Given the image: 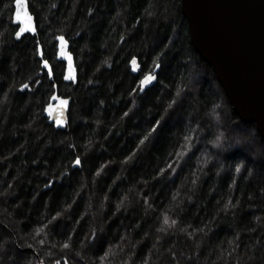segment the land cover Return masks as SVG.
Returning a JSON list of instances; mask_svg holds the SVG:
<instances>
[{"label":"trees","instance_id":"trees-1","mask_svg":"<svg viewBox=\"0 0 264 264\" xmlns=\"http://www.w3.org/2000/svg\"><path fill=\"white\" fill-rule=\"evenodd\" d=\"M20 7L36 31L18 38ZM54 92L64 128L45 111ZM57 260L264 264V139L193 48L181 0H0V264Z\"/></svg>","mask_w":264,"mask_h":264},{"label":"water","instance_id":"water-1","mask_svg":"<svg viewBox=\"0 0 264 264\" xmlns=\"http://www.w3.org/2000/svg\"><path fill=\"white\" fill-rule=\"evenodd\" d=\"M181 11L193 48L211 66L234 112L264 139V0H181ZM136 61L130 63L134 75L141 70ZM52 102L51 121L57 125L62 118L59 127H66L69 105L62 110L59 100Z\"/></svg>","mask_w":264,"mask_h":264},{"label":"snow or ice","instance_id":"snow-or-ice-1","mask_svg":"<svg viewBox=\"0 0 264 264\" xmlns=\"http://www.w3.org/2000/svg\"><path fill=\"white\" fill-rule=\"evenodd\" d=\"M15 3L17 5L20 4V0H15ZM18 16V14H17ZM27 21L29 23V25H32L33 23V17L31 16H28L27 17ZM29 31H32V32H35L36 31V27L35 26H32L30 27L29 29H27ZM24 31V29H21L19 31H16L15 32V35L19 38L20 35H21V32ZM57 40L60 42V44L58 45V49H57V52H56V56H57V59L60 60V61H65L66 60V67L64 69V72L62 73L63 75V80L65 81H70V82H76L77 81V77L75 75H73V72H74V64H73V57L71 55H68L67 57H65V53L60 50L62 49L63 47V44L67 43V41L65 40V37L63 35H60L57 37ZM35 52L36 54L40 57V60L38 61V64L41 68L42 71H46V75L48 76L49 80L50 81H54V71H53V65L52 63L48 60V59H45V52L43 50V47L42 45L37 42L36 46H35ZM130 63L132 64H136L137 61H136V58L133 57L132 60L130 61ZM160 65L159 64H156L155 65V68H159ZM139 70V69H137ZM156 76L152 74V72H146L139 80H138V85L140 86V88H144L145 86H147L148 84H150L152 81L156 80ZM33 83H36V84H39L40 81L39 80H34L32 81ZM51 88L52 89H57L58 86L53 82L51 84ZM30 89V85L29 83H22L20 85V90L23 92L24 90H28ZM133 93H135L137 91V88H133L131 90ZM53 98L56 99V100H59V103H60V108L63 110L65 109L68 105H69V99L68 98H61L60 95H57L55 92L53 93ZM178 103V101H173V104H176ZM48 109L45 108V111H47ZM174 110V109H173ZM126 114V113H125ZM49 115H51V112H49ZM57 125L58 126H63L64 124V120L61 118V119H57ZM163 122H166L163 120V118L161 120H157L155 122V124L151 125V128H150V132L154 133L156 131L159 130V128L162 126V123ZM148 139V137H145L144 140ZM144 140H141L140 143H144ZM214 143L216 145H220V137L217 136L216 140L214 141ZM74 147V146H73ZM139 147V146H138ZM128 160V157H125V161ZM72 165L74 167H82L83 166V162H82V158L80 156H76L73 160H72ZM172 166L169 165V168H171ZM165 170L164 169H160V172H164ZM236 171H240V165L237 164L236 165ZM53 182L52 181H49V185L50 186ZM225 208H228L229 205L228 204H225L224 205ZM117 208H119V205L117 206ZM61 214L58 212L56 213V216H60ZM167 219H165V223H167ZM173 223H175V221H173ZM37 231H41V229H38ZM92 236L95 239H98V237H96L95 233H92ZM70 245L69 244H64L63 247L67 248L69 247ZM56 264H60V261L57 260L56 261Z\"/></svg>","mask_w":264,"mask_h":264},{"label":"rangeland","instance_id":"rangeland-1","mask_svg":"<svg viewBox=\"0 0 264 264\" xmlns=\"http://www.w3.org/2000/svg\"><path fill=\"white\" fill-rule=\"evenodd\" d=\"M23 7V6H22ZM22 7H20V9H18V16H17V20L22 24V28L24 29V31H29L27 29H29L30 27L33 26L29 25L28 21H27V17L29 16L27 11Z\"/></svg>","mask_w":264,"mask_h":264}]
</instances>
